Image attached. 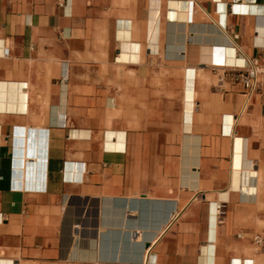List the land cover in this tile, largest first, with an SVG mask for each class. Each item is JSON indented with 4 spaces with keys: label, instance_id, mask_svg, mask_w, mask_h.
I'll return each mask as SVG.
<instances>
[{
    "label": "crops",
    "instance_id": "crops-1",
    "mask_svg": "<svg viewBox=\"0 0 264 264\" xmlns=\"http://www.w3.org/2000/svg\"><path fill=\"white\" fill-rule=\"evenodd\" d=\"M256 236L264 0H0V264H264Z\"/></svg>",
    "mask_w": 264,
    "mask_h": 264
},
{
    "label": "built area",
    "instance_id": "built-area-1",
    "mask_svg": "<svg viewBox=\"0 0 264 264\" xmlns=\"http://www.w3.org/2000/svg\"><path fill=\"white\" fill-rule=\"evenodd\" d=\"M4 55L9 56V49L5 50ZM234 68L237 70L235 78L242 84L246 93L250 94L256 92L259 87V77L262 71L258 62L256 60H245L242 66L235 64ZM222 209V205L217 206V211H219L220 214H222ZM254 241L256 244L260 245L264 240L261 236H256Z\"/></svg>",
    "mask_w": 264,
    "mask_h": 264
},
{
    "label": "bare ground",
    "instance_id": "bare-ground-1",
    "mask_svg": "<svg viewBox=\"0 0 264 264\" xmlns=\"http://www.w3.org/2000/svg\"><path fill=\"white\" fill-rule=\"evenodd\" d=\"M213 53V52H212ZM208 61V60H207ZM234 63H236V60L235 61H233ZM226 63V62H225ZM231 63V62H230ZM240 64H243V63H240ZM218 66V65H217ZM226 67V66H225ZM219 202V201H218Z\"/></svg>",
    "mask_w": 264,
    "mask_h": 264
}]
</instances>
